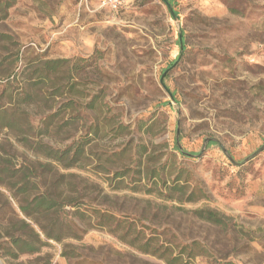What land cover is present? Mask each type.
<instances>
[{
	"label": "rangeland",
	"instance_id": "1",
	"mask_svg": "<svg viewBox=\"0 0 264 264\" xmlns=\"http://www.w3.org/2000/svg\"><path fill=\"white\" fill-rule=\"evenodd\" d=\"M9 54L14 91L42 61L68 59L62 95L42 83L45 103L28 110L35 127L59 108L54 124L77 120L29 143L0 127V164L51 162L38 141H87L88 165L58 168L96 184L83 206L106 210L107 225L41 233L37 252L16 255L30 220L4 176L0 264H264V150L237 165L220 146L241 162L264 144V0H0ZM94 97L99 113L84 107Z\"/></svg>",
	"mask_w": 264,
	"mask_h": 264
},
{
	"label": "trees",
	"instance_id": "2",
	"mask_svg": "<svg viewBox=\"0 0 264 264\" xmlns=\"http://www.w3.org/2000/svg\"><path fill=\"white\" fill-rule=\"evenodd\" d=\"M167 2V0H165ZM9 4H7V7ZM6 37V35H5ZM0 56V77H4L5 84L3 93L0 95V127L9 128L19 136L20 140L31 142V137L39 135L57 134L63 130L64 126L72 125L77 120V115L70 113L64 124L55 123L61 109L50 111L40 123V127H35L32 121L29 108H41L46 101V96L41 87L42 83H50L52 88L51 98L53 101L61 96L60 81L62 74L71 78L72 68L67 65L68 59H47L41 62L40 66L23 80V84L17 87V91L11 89L17 79L13 62H6L8 56ZM71 86L73 83H70ZM4 98V99H3ZM3 100V101H2ZM74 99L70 98L66 107L73 108ZM88 110L97 113L101 110L97 97L88 101L85 106ZM52 108V106H50ZM97 116V114H96ZM97 119V117H96ZM99 123L90 126L91 133H98ZM65 139H70V131ZM38 151L51 160V162H35L30 165L8 168L0 164V183H5L4 176L11 178L8 181L10 188L14 190V195L20 202V209L30 220L24 222L28 227L26 238L22 236L13 237V244L18 253L37 252L44 244L40 234L47 239L62 241L66 238L80 239L82 234L91 227L106 228V210L98 208L86 209L83 205L87 202L88 190L95 188L96 184L88 183L86 179L74 173L61 172L58 167L70 169L88 165L90 153L86 149L87 141L73 140L64 148H54L41 141L37 143ZM186 154V153H185ZM188 154V153H187ZM56 163V165L54 164ZM100 170H106L105 163L98 165ZM14 179V181H13ZM202 214V211H198ZM213 214V213H210ZM219 222L216 219H211ZM82 222L84 226L80 224ZM31 223L39 227L36 231Z\"/></svg>",
	"mask_w": 264,
	"mask_h": 264
},
{
	"label": "water",
	"instance_id": "3",
	"mask_svg": "<svg viewBox=\"0 0 264 264\" xmlns=\"http://www.w3.org/2000/svg\"><path fill=\"white\" fill-rule=\"evenodd\" d=\"M170 7V6H169ZM171 9V7H170ZM172 11V10H171ZM173 12V11H172ZM183 52V48L181 47V53ZM208 140V139H207ZM220 146L223 150V152L227 155V157L230 159V161H232L233 163L237 164V165H243L246 162H248L249 160L253 159L254 157H256L260 152H262L264 150V144L261 145L255 152H253L252 154H250L248 157H246L243 161L241 162H237L235 161V159L228 153L226 147L220 143ZM189 155H192L190 153H188Z\"/></svg>",
	"mask_w": 264,
	"mask_h": 264
},
{
	"label": "built area",
	"instance_id": "4",
	"mask_svg": "<svg viewBox=\"0 0 264 264\" xmlns=\"http://www.w3.org/2000/svg\"><path fill=\"white\" fill-rule=\"evenodd\" d=\"M100 1L102 2V6L111 10L121 9L126 4V0H100Z\"/></svg>",
	"mask_w": 264,
	"mask_h": 264
}]
</instances>
